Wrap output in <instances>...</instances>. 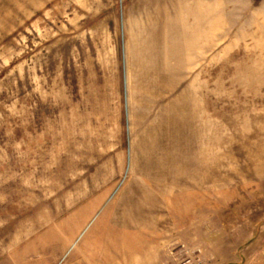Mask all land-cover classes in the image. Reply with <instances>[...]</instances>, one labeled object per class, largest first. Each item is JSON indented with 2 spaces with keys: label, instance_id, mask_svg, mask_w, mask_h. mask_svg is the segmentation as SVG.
<instances>
[{
  "label": "rangeland",
  "instance_id": "374dc122",
  "mask_svg": "<svg viewBox=\"0 0 264 264\" xmlns=\"http://www.w3.org/2000/svg\"><path fill=\"white\" fill-rule=\"evenodd\" d=\"M0 264H264V0H0Z\"/></svg>",
  "mask_w": 264,
  "mask_h": 264
},
{
  "label": "crops",
  "instance_id": "0c3cea01",
  "mask_svg": "<svg viewBox=\"0 0 264 264\" xmlns=\"http://www.w3.org/2000/svg\"><path fill=\"white\" fill-rule=\"evenodd\" d=\"M167 46H169V45H167Z\"/></svg>",
  "mask_w": 264,
  "mask_h": 264
}]
</instances>
